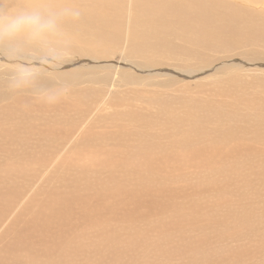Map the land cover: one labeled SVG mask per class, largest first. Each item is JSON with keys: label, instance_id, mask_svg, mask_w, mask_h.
<instances>
[{"label": "rangeland", "instance_id": "1", "mask_svg": "<svg viewBox=\"0 0 264 264\" xmlns=\"http://www.w3.org/2000/svg\"><path fill=\"white\" fill-rule=\"evenodd\" d=\"M48 1L61 6L63 0ZM72 1L78 11L95 9L91 6L93 0ZM109 2L108 8L115 9L114 1ZM123 10L128 13L127 9H121L123 15H126ZM78 11L71 8L66 14ZM5 13L7 22L13 16L20 17L14 28L17 32L36 38H46V34L52 36L50 30L28 21L34 19V15L22 0H9ZM37 14L38 18L59 16L56 7L49 3L42 5ZM109 30L117 32L116 28L109 27ZM58 34L64 39L73 38L66 32ZM48 39L69 46L66 51L46 49L44 53L50 57L43 58L47 59L44 62L49 70L36 68L34 77L16 71L7 75V65L0 63V264H264V153H257L256 144L248 145L253 142V136L247 133L242 134L240 142L233 140L223 146L222 152L218 150L220 140L214 137L218 128L225 129L230 122L241 123L239 126L244 127L251 115L255 114L252 119L264 115V90L260 91L264 89V74L246 70L240 73L245 77H239L241 81L236 80L233 86L227 84L233 75L228 73L217 74V78H199V81L182 78L170 88L134 86L135 82L143 81L139 79L142 75L130 69L123 68L122 71L127 72H118V75L115 69L104 70L103 66L92 72L57 69L53 62L80 57L72 49L71 42L54 37ZM111 43L91 45L100 53L84 52L81 59L91 57L98 63L116 65L132 61L124 56L122 45L108 46ZM77 44H80L78 50L87 48L82 41ZM263 45L256 42L247 47L264 52ZM36 48L20 46L21 51L33 56ZM104 49L105 53H101ZM61 71L68 76H58ZM105 74L107 79L100 81ZM122 75L133 77L114 86L110 76ZM2 78L7 81L1 83ZM151 80L164 82L167 79ZM260 100L263 102L259 105ZM165 102L169 104L166 109L172 107L177 119L181 117L180 112L182 120L200 106L197 115L192 113L198 116L196 122L207 124L206 127L211 125L205 135H200L202 140L193 136V144L174 146V140L189 135L192 124L185 120L171 134L172 125L161 119ZM209 106L218 107L225 116L231 111L241 117L238 116V120L223 118V126L222 119L216 118V121L212 116L211 121L210 115L205 116L203 110ZM116 119L120 124L115 125ZM147 119L155 120L153 125L149 123L148 127ZM21 120L32 123L30 133L23 131L21 134L22 129L15 130ZM111 131L122 133L119 141L112 140L102 148L92 146L89 137L109 135ZM147 133L156 136V143L165 144L166 156L160 154V148L154 149V145L150 149L146 147L147 142L140 137L153 141L151 137L146 138ZM259 143L257 147L264 152V141ZM241 144L247 146L243 151L238 147ZM104 147L113 148L115 154H107ZM199 148H204L203 152L194 155ZM214 148H217L215 153ZM82 173H86L85 179L91 183L78 182V186L72 179ZM144 174L149 175V181L143 178ZM83 185L91 190H85ZM71 194L73 198L69 199Z\"/></svg>", "mask_w": 264, "mask_h": 264}, {"label": "bare ground", "instance_id": "2", "mask_svg": "<svg viewBox=\"0 0 264 264\" xmlns=\"http://www.w3.org/2000/svg\"><path fill=\"white\" fill-rule=\"evenodd\" d=\"M113 1H114V7L116 10L108 8L110 5L109 0H93V3L91 4V6L94 7L95 9L83 8V9L78 11L77 6L75 5L74 1H72V0H63L62 4H61L62 7L56 5L55 2H51L48 0H22V2L26 5V7L34 15V19H28V21L30 23H35V26L38 28L42 27L45 30H50V33L52 35V36H49L48 34H46L45 35L46 38H36V37L29 35L25 32H17L14 29L9 30L6 27L7 20L4 18V16L6 14L5 11L8 10L9 0H0V63H4L7 65L6 74L8 75V74L15 72V71L17 73L21 72V74H24L25 72H27L28 77H34V76H36V73H37L36 68H39L42 70H49V68H47L46 63L44 62V61L47 62V59L43 58V57H50V54L47 55L44 53L46 51V49H50L53 52H57L59 50H63V51L69 50V46L67 44L60 43L58 45L54 41L48 39V38H52V37H54L58 40L71 42L72 43V49H74L77 56L80 57L79 59L77 58L75 60H70V61L60 60L58 62H56V61L53 62V63H55L54 65L57 69L76 68V69H80V70H85V72H92V71H95L96 69L102 68L101 66H103L105 68L104 70L110 69V68L115 69L117 71V73H116L117 75H118V72H127V71H122L123 68L124 69H130V70L135 71L136 74L142 75L141 77H139V79H142L143 81L135 82L134 86L140 85V86H144V87L146 86V87H164V88L168 86V88H170L171 86H173V84H178L175 81L182 79V78H189V79L196 81L199 78L202 79V78H206L207 76L208 77L212 76L214 78V77H216L217 74H220V73H221V75H225L226 73H228L230 75L233 74L231 76V78L228 79V82H227L228 85L233 86L235 84V82H237L236 80L241 81V78H239V77H241V76L245 77V75H240V73H242L246 70H249L251 72L252 71H258V72H262V74H264V52L262 51V49L260 50V49H254V48L247 47L250 45V43L253 44L256 42H260V43L264 44V0H113ZM45 3H49L52 6H55L59 16H46V17L38 18L37 12H38V10L41 9L42 5H44ZM71 8L75 11H78V12L74 13V14H68L67 15L66 13ZM121 9H127L128 13L123 10L124 13H126V15H123ZM15 17L20 19L19 16H15ZM22 19H24V18L22 17ZM48 23H52V24H48ZM45 24H48V25L46 26ZM109 27L116 28L117 32L112 33L109 30ZM58 32H66V35L73 36V38L64 39V37L61 34H58ZM10 39H11V41H10ZM78 41H82L87 45V48L85 49V51H81V50H83L84 47H82L81 50H78V49H80L79 48L80 44L79 45L77 44ZM110 41H112V43L109 44L108 46L112 45L114 47H118L119 45H122V50L124 52V56L128 59H131L132 61H126V62H122V63H119L116 65L113 62H99L98 63V62H95V60H93L91 57L82 58V59H84V61L81 59V56L84 54V52L91 53V51H98L100 53V50L93 49V46H91V45H95V44L104 45ZM20 46L21 47L37 46L38 48H36V55L35 56L28 55L27 53L21 51ZM105 51H106V49L102 50L101 53H105ZM144 56H146V57H144ZM85 59H88V60L86 61ZM118 65H121V67ZM32 74L34 76H32ZM57 75L60 76L61 78H65L66 76H68L67 73H63L62 71H61V73H59ZM132 77L133 76H131V75H122V76H118V77H114V78L112 76H110V80L113 84H115L114 86H116L117 83L121 82L122 80L131 79ZM153 78H159V79L164 78L167 80H165L164 82H158V80H157V82H154L155 80L154 81L151 80ZM224 78L226 79V77H224ZM2 79L3 80L1 83H4L7 81V80H5V78H2ZM106 79H107L106 74L102 75L100 77V81H104ZM255 79H257V78H255ZM218 84H220V83H218ZM221 85H223V84H221ZM207 89H208V86H207ZM259 89H261V88H258L257 90H259ZM263 90L264 89H262L260 91L262 92ZM179 91H180V89H179ZM156 93H154V94H156ZM159 95H161V94L159 93ZM222 95L224 96V94H222ZM225 97H227V96H225ZM240 97H242V95ZM219 98H221V97H219ZM213 99H214V97H213ZM241 100H243V99L241 98ZM205 101H207V100H205ZM209 101L211 102V100H209ZM262 102L263 101L260 100L257 104L260 105ZM155 103H157V101ZM208 103L205 106H207ZM252 103H254V101ZM159 104H160V102H159ZM196 104H198V103H196ZM213 104H214V101H213L211 106H213ZM257 104H256V106H257ZM162 105H163L164 111H163V115H162L161 119L167 120L170 123V125H172V126H170V128H172L174 130L171 131V134H173L175 131H177V129H179V127L181 126V123H184L185 120H190L187 122H191V124H192L191 125V127H192L191 132L189 133V135H186L184 133L185 135H183L182 137H180L177 140H174V142H176L174 144L175 147L178 144L179 145L184 144L185 146L189 143L193 144V142H194L193 136H198L199 138L202 137L200 135H203L204 132H207L208 127L211 126L210 125V126L206 127L207 124L203 125V124H199L196 122V119H198L197 118L198 116H195V115H197V113H198L197 111L200 110L199 109L200 106L196 107L198 110L192 109L193 110L192 113L195 112V115H193L192 113H190V114L185 113V115L187 114L186 118L183 116L184 119L182 120L181 119L182 115L180 112H179V114H180L179 116H181V117H179L180 119L179 118L177 119L174 117L175 116V113H173L174 111L172 112V110H171L172 107H171V109H166L167 108L166 105H169V104H167L165 102ZM187 106L190 108L189 105H187ZM211 106H209V108H204V110H203L206 113H208V114L205 113V116H208V117L211 116V119H209L211 121H212V116H214L215 120H216V118H217V120L222 119V124H223V120H224L223 118H227L226 120H229L228 117H231L232 119L236 120L237 117L239 116V115L232 113L231 111L228 112V116H225V114L222 113V111L217 110L218 107H217V109H215V108H211ZM160 107H161V105H160ZM226 107H228V106H226ZM226 107H223V108L225 109ZM219 108L221 109V106ZM111 109H112V107H111ZM113 109L115 110V108H113ZM159 109H161V108H159ZM108 110L106 112H108ZM225 110L228 111V109H225ZM111 112H112V110H111ZM157 112H158V110H157ZM160 112L162 113V111H160ZM160 112L158 114H160ZM189 112H190V110H189ZM112 113L114 114V112H112ZM112 113H110V114H112ZM152 113H153V111H152ZM211 113H216V114H211ZM113 114L111 115V117L114 116ZM154 115H156V114H154ZM106 116H109V115H106ZM136 116L137 115L134 114L133 118H136ZM146 116H148V114ZM157 116H155V117H157ZM177 116H178V114H177ZM98 117H100L99 114H98ZM240 117L241 116H239V118ZM253 117H255V114L251 115L250 117L247 118L246 123L244 124V127H243V125L239 126L241 123L238 125V124L230 122V124L229 123L227 124V127L225 129H223V128L219 129L218 128L219 124H217L218 125L217 126V128H218L217 133L218 134L215 135L214 137L217 138V140H220V143H221V147H219L218 150L220 152H222L221 149L223 146H225L226 144H228L229 142H231L233 140L239 141V139L242 138V134L247 133L249 136H251V137L253 136V142L250 143L251 141H248V143H250V144H248V143L247 144L250 145L251 147L255 146V144H256L257 153L262 152V154H263L264 153L263 150L260 149L259 147H257V145L260 144L259 142H261L262 140L264 141V115L258 116L255 119H252ZM119 118L122 121L121 116ZM148 118L150 120V117H148ZM202 119L206 120L207 118L206 119L202 118ZM106 120H108V119H106ZM149 120L148 121L145 120L147 122L148 127H149V125H148L149 123L151 124L155 121L154 120L151 122ZM215 120H213V121L216 122L217 120L216 121ZM220 120H219V122H221ZM235 120H233V122ZM118 121H119V119H118ZM226 122H228V121H226ZM18 123L20 126L18 128L16 127L17 129L15 128V130L19 131L20 129H22V131L20 132L21 134H23V131L26 133H28V132L30 133L32 131V128H33L32 123L30 124L27 121L24 122V120H21ZM90 123H91V120H90ZM118 123H117V119H116L115 125ZM142 123H144V122H142ZM155 123H157V122H155ZM159 123H161V122H159ZM127 124H129V123L127 122ZM196 124L198 126H196ZM231 124L232 125H238V126H232ZM151 125H153V124H151ZM167 126H168V124H167ZM223 126H224V124H223ZM136 127H138V125H136ZM133 128H134V126H133ZM217 128H215V129H217ZM96 129H98V128H96ZM106 129H109V128H106ZM78 130H80V129H78ZM210 130H209V132H210ZM98 131H100V130H98ZM117 131H118V133H120L119 130H117ZM81 132H82V130H81ZM115 132H112L113 134L112 133L110 134L108 132L109 135H106V134H103L102 132H100L103 134V135L101 134L102 136L99 135L101 137H96L97 135L95 137L91 136V137H89V141L92 140L91 143H92L93 147L98 146L99 148H102L103 146H106L112 140L116 141L118 139V141H119L118 137L120 135H122V133L121 134H114ZM137 132H139V131H137ZM126 134H124V135H126ZM145 136H146V138L151 137L153 140V141H149L148 139H144L143 137H140V138H142V140L144 142H147L145 144H146V147L148 149H150V147H152V145H154V149L160 148V150H161L160 154L166 156V154H165L166 149H163V147H165L164 143H156L155 142L156 136H154L152 133H147ZM127 137H129V136H127ZM244 137H245V135H244ZM125 140H127V138ZM157 141H158V139H157ZM117 143H119V142H117ZM126 143H128V141ZM126 143H124V144H126ZM194 144H196V143H194ZM205 144L207 145V143H205ZM114 146H116V145H114ZM171 146H169V147H171ZM203 146H205V145H203ZM197 147H198V145H197ZM238 147H240L241 148L240 150H242V151H243V148H247V146H245L244 144L238 145ZM105 148L106 147H104V149ZM225 148L227 149V147H225ZM230 148H236V147L235 146L231 147V145H230ZM107 149L108 148H106V150ZM215 149H217V148L213 149V153H215ZM248 149L251 150L253 148H248ZM203 150H204V148H199L193 154L194 155H196V153L200 154L203 152ZM188 151H189V149H188ZM111 152L114 153L113 148H110L109 150H107L106 153L108 154ZM211 153H212V151H211ZM228 154H226V155H228ZM230 154H231V152H230ZM207 156H209V155H207ZM95 164H96V162H95ZM70 175L71 174L68 173V176H70ZM19 176L17 175V177H19ZM65 176H67V175H65ZM85 176H87L86 173H82V174L77 176V179L73 178L72 180L78 186L80 185V184H78V182L91 183L90 181H86ZM107 177H109V176H107ZM143 178L145 180L148 179V181H149V175L144 174ZM148 184H149V182H148ZM11 185H10V187H11ZM83 186H84L85 190H87V191L91 190V188L89 186H87V185H83ZM98 186L103 187L101 185H98ZM35 194H36V192H35ZM147 194H148V192H147ZM32 195H34V194H32ZM15 196H17V195H15ZM68 197H69V199H72L73 195L71 194ZM20 198H22V197H20ZM173 201H175V200H173ZM94 202H95V199H94ZM49 210H51V209H49ZM90 214H92V213L90 212ZM35 215H40V214L35 213ZM47 216H49V215H47ZM31 217H32V215H31ZM11 220H13V219H11ZM47 220L48 219H46L45 221H47ZM43 223H45V222H43ZM41 224H42V222H41ZM30 231H31V229H30ZM44 232H45V230H44ZM46 232H48V230ZM5 235H7V234H5ZM31 235H32V232H31ZM41 235H43V233ZM49 235L52 236L51 234H49ZM11 236H13V235L11 234ZM50 236H47L48 239ZM16 237L18 238V236H16ZM0 238H1V236H0ZM19 238H20V236H19ZM12 239H13V237H12ZM0 242H1V240H0ZM135 243H136V241H135ZM28 244H30V243H28ZM52 244H53V242H52ZM52 244H51V246H52ZM49 245H50V243H49ZM84 246H86V245H84ZM87 246H88V244H87ZM12 253H13V251H12ZM52 255H53V253H52ZM19 256L21 257L23 255H19ZM8 259H10V258H8ZM24 261H25V259H24ZM17 263H19V262H17Z\"/></svg>", "mask_w": 264, "mask_h": 264}, {"label": "clouds", "instance_id": "3", "mask_svg": "<svg viewBox=\"0 0 264 264\" xmlns=\"http://www.w3.org/2000/svg\"><path fill=\"white\" fill-rule=\"evenodd\" d=\"M19 23V18H16V17H12L9 19V21L7 22L6 24V27L11 30V29H14L15 27H17Z\"/></svg>", "mask_w": 264, "mask_h": 264}]
</instances>
